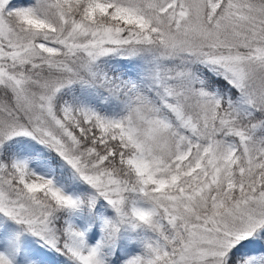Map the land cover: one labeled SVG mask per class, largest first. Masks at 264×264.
Segmentation results:
<instances>
[{
	"label": "snow or ice",
	"instance_id": "1",
	"mask_svg": "<svg viewBox=\"0 0 264 264\" xmlns=\"http://www.w3.org/2000/svg\"><path fill=\"white\" fill-rule=\"evenodd\" d=\"M264 264V0H0V264Z\"/></svg>",
	"mask_w": 264,
	"mask_h": 264
},
{
	"label": "trees",
	"instance_id": "2",
	"mask_svg": "<svg viewBox=\"0 0 264 264\" xmlns=\"http://www.w3.org/2000/svg\"><path fill=\"white\" fill-rule=\"evenodd\" d=\"M58 258L57 257H51L49 263L57 264Z\"/></svg>",
	"mask_w": 264,
	"mask_h": 264
},
{
	"label": "rangeland",
	"instance_id": "3",
	"mask_svg": "<svg viewBox=\"0 0 264 264\" xmlns=\"http://www.w3.org/2000/svg\"><path fill=\"white\" fill-rule=\"evenodd\" d=\"M49 264H53V263H49Z\"/></svg>",
	"mask_w": 264,
	"mask_h": 264
}]
</instances>
